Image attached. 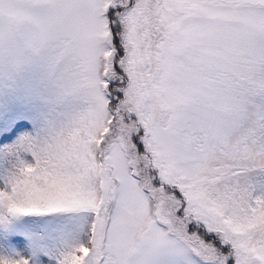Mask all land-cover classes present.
Segmentation results:
<instances>
[{"label": "snow or ice", "instance_id": "6c2138e0", "mask_svg": "<svg viewBox=\"0 0 264 264\" xmlns=\"http://www.w3.org/2000/svg\"><path fill=\"white\" fill-rule=\"evenodd\" d=\"M0 264H264V0H0Z\"/></svg>", "mask_w": 264, "mask_h": 264}]
</instances>
